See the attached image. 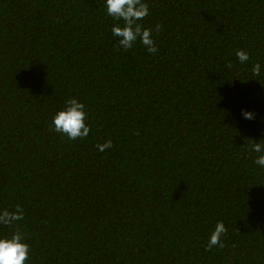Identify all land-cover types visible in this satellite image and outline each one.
Instances as JSON below:
<instances>
[{
	"label": "trees",
	"instance_id": "1",
	"mask_svg": "<svg viewBox=\"0 0 264 264\" xmlns=\"http://www.w3.org/2000/svg\"><path fill=\"white\" fill-rule=\"evenodd\" d=\"M150 7L156 55L116 49L103 0H0V210L24 209L33 264H264V0ZM72 96L84 140L51 127Z\"/></svg>",
	"mask_w": 264,
	"mask_h": 264
},
{
	"label": "clouds",
	"instance_id": "2",
	"mask_svg": "<svg viewBox=\"0 0 264 264\" xmlns=\"http://www.w3.org/2000/svg\"><path fill=\"white\" fill-rule=\"evenodd\" d=\"M103 8L113 23L110 27L111 36L115 40L117 50L128 52L141 45L147 53L156 55L159 52L156 34L162 25H148L145 21L151 16L150 0H103ZM239 64L249 62L250 55L244 49L236 51ZM231 64L228 65L231 68ZM264 66L256 63L252 66L253 76H261ZM240 117L246 121L255 120L252 111L241 110ZM52 130L69 141L86 139L92 132L90 117L86 104L72 96L65 100L63 106L52 116ZM253 141V140H252ZM246 145L244 144L243 147ZM100 152L111 150L112 141L106 140L97 144ZM250 151L255 153L253 160L256 168L264 171V139L253 141ZM24 209L17 204L14 211L0 210V228L10 231L0 232V264H33V249L28 234L18 225L25 221ZM228 229L225 223L217 221L207 237L206 251L215 247L223 248Z\"/></svg>",
	"mask_w": 264,
	"mask_h": 264
}]
</instances>
